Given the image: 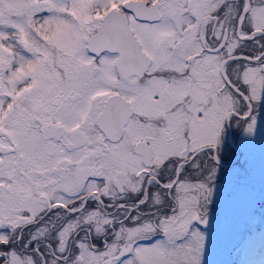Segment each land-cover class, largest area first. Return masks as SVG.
Returning a JSON list of instances; mask_svg holds the SVG:
<instances>
[{"label":"snow or ice","instance_id":"snow-or-ice-1","mask_svg":"<svg viewBox=\"0 0 264 264\" xmlns=\"http://www.w3.org/2000/svg\"><path fill=\"white\" fill-rule=\"evenodd\" d=\"M258 119L264 0H0V264H213Z\"/></svg>","mask_w":264,"mask_h":264},{"label":"rangeland","instance_id":"rangeland-1","mask_svg":"<svg viewBox=\"0 0 264 264\" xmlns=\"http://www.w3.org/2000/svg\"><path fill=\"white\" fill-rule=\"evenodd\" d=\"M252 142V149L244 152L246 161L239 160L236 168H229L230 177L224 178L228 184L220 192L217 208L224 223L214 230L213 264H243L238 244L248 231L264 228V129L262 137Z\"/></svg>","mask_w":264,"mask_h":264},{"label":"bare ground","instance_id":"bare-ground-1","mask_svg":"<svg viewBox=\"0 0 264 264\" xmlns=\"http://www.w3.org/2000/svg\"><path fill=\"white\" fill-rule=\"evenodd\" d=\"M260 244L264 246V239L260 241ZM244 255H246V253H244ZM245 263L246 264H264V252H260V255H255L251 253V258Z\"/></svg>","mask_w":264,"mask_h":264},{"label":"flooded vegetation","instance_id":"flooded-vegetation-1","mask_svg":"<svg viewBox=\"0 0 264 264\" xmlns=\"http://www.w3.org/2000/svg\"><path fill=\"white\" fill-rule=\"evenodd\" d=\"M263 123L264 122H262V121H260L259 119H258V123H257V129H256V132H255V134L257 135L259 132H260V130L263 128ZM235 140H236V143H238L240 146L241 145H244V144H246V143H248V138H246V137H240L239 136V134H237V137L235 138ZM241 140H243L244 142H242L241 143Z\"/></svg>","mask_w":264,"mask_h":264},{"label":"water","instance_id":"water-1","mask_svg":"<svg viewBox=\"0 0 264 264\" xmlns=\"http://www.w3.org/2000/svg\"><path fill=\"white\" fill-rule=\"evenodd\" d=\"M219 221H220V217H218V219H217V222H216V223H219Z\"/></svg>","mask_w":264,"mask_h":264}]
</instances>
